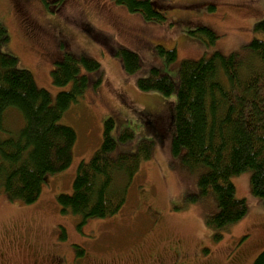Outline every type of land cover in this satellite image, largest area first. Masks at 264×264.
Wrapping results in <instances>:
<instances>
[{"label":"rangeland","instance_id":"obj_1","mask_svg":"<svg viewBox=\"0 0 264 264\" xmlns=\"http://www.w3.org/2000/svg\"><path fill=\"white\" fill-rule=\"evenodd\" d=\"M151 2L164 19L147 20L114 0H59L54 11L41 0H0V23L9 35L1 51L16 58L17 68L30 71L52 102L59 91L71 88V82H52L56 58L64 53L94 58L101 70L100 83L90 84L61 116L60 122L76 133L69 166L47 174L32 203L10 199L0 186V264H252L264 249V200L251 192L252 171L232 177L234 197L246 204L243 218L223 229L209 225L218 208L211 191L200 195L198 178L204 167L189 169L170 151L175 91L165 96L137 87V79L147 77L153 67L177 86L182 60L216 51L227 55L262 38L254 25L264 18V0ZM24 19L40 29H28ZM199 26L212 29L217 38L209 42L206 35L188 32ZM159 46L174 49L175 59L167 61ZM117 48L138 55L135 72L125 71L112 53ZM107 117L114 120L111 156L135 153L143 140L153 143L151 156L140 160L117 213L82 221L78 214L62 212L57 196L71 193L76 168L99 148ZM8 119L18 121L19 116L10 110ZM125 128L133 136L124 141L120 135ZM118 180L126 183L121 176Z\"/></svg>","mask_w":264,"mask_h":264},{"label":"trees","instance_id":"obj_2","mask_svg":"<svg viewBox=\"0 0 264 264\" xmlns=\"http://www.w3.org/2000/svg\"><path fill=\"white\" fill-rule=\"evenodd\" d=\"M41 1L52 11L60 7L59 0ZM114 1L147 20L164 19L151 0ZM88 30L99 36L90 27ZM254 30L262 38H253L239 51L227 55L216 51L208 57L182 60L177 86L155 67L147 77L137 79V87L143 91L165 96L175 91L170 151L181 156L182 165L189 169L204 167L198 187L200 195L214 194L218 211L207 222L216 229L238 222L247 211L245 201L234 197V175L251 170V192L264 200V18L255 23ZM188 32L197 37L206 35L209 42L217 38L215 31L205 26ZM8 40L0 23V133H6L0 136V186L10 199L28 204L39 197L47 174L60 172L71 163L76 133L60 119L90 84L100 83L101 70L94 58L69 53L56 58L52 82L56 86L71 82V88L59 91L52 102L49 91L36 85L30 71L17 68L16 58L1 51ZM159 52L167 61L175 59L174 49L159 46ZM112 53L121 59L126 72L139 68L135 52L117 48ZM247 53L252 57H246ZM91 73L96 76L91 78ZM10 110L18 114V121L8 119ZM113 124L112 117L104 120L99 148L88 161L78 164L71 193L57 196L61 211L78 214L82 221L117 213L126 202V184L140 160L151 156L153 143L144 140L135 153L111 156L116 145L110 134ZM132 136L125 128L120 139ZM120 176L125 184L119 182ZM252 264H264V249Z\"/></svg>","mask_w":264,"mask_h":264},{"label":"flooded vegetation","instance_id":"obj_3","mask_svg":"<svg viewBox=\"0 0 264 264\" xmlns=\"http://www.w3.org/2000/svg\"><path fill=\"white\" fill-rule=\"evenodd\" d=\"M20 5H24V3L23 2H21L20 1ZM25 26L28 28V29H30V30H34V31H38L39 29H40V26L39 25H37L35 22H33V21H29V20H27L26 19V21H25Z\"/></svg>","mask_w":264,"mask_h":264}]
</instances>
